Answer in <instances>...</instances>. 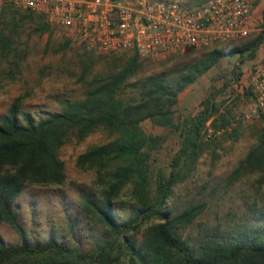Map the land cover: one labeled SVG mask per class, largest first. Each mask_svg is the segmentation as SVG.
Here are the masks:
<instances>
[{
    "label": "trees",
    "instance_id": "16d2710c",
    "mask_svg": "<svg viewBox=\"0 0 264 264\" xmlns=\"http://www.w3.org/2000/svg\"><path fill=\"white\" fill-rule=\"evenodd\" d=\"M204 1L188 0V4ZM25 20L35 33H51V24L43 15L5 8L0 12V67L9 55V63L18 67V50L6 32L7 22L16 26ZM243 39L229 48L204 47L200 56L179 67H168L174 58L159 72L140 74L150 57L140 58L135 52L97 53L79 45L77 81L85 87L82 98L62 101L61 110L35 118L21 108L30 93L17 95L0 116V225L8 223L21 241L5 244L0 238V264H264V221L229 238L211 230L192 244L184 231L203 212L204 204L177 213L167 208L175 186L191 176L203 154L215 150L219 142L215 133L234 141L244 131L231 110L220 111L213 97L181 122L173 116L181 91L223 56H235L240 62L253 57L264 42V30ZM70 44L65 38L60 49ZM13 67L5 70L11 79ZM244 93L252 96L250 88ZM146 119L179 132V146L170 158L168 172L151 169L150 160L161 137L144 130ZM96 131L107 139L89 145L77 155L75 164L94 172L95 195H80V207L104 235L87 249L53 238L29 241L15 210L23 187L63 185L67 176L61 148ZM255 139L226 178V186L252 176L264 182V129L256 132ZM119 200L125 202L122 208L127 204L124 217L113 210L118 209Z\"/></svg>",
    "mask_w": 264,
    "mask_h": 264
},
{
    "label": "rangeland",
    "instance_id": "374dc122",
    "mask_svg": "<svg viewBox=\"0 0 264 264\" xmlns=\"http://www.w3.org/2000/svg\"><path fill=\"white\" fill-rule=\"evenodd\" d=\"M29 22L19 21L16 26L7 22L10 25L6 32L18 50V67L9 63L12 55L5 58L0 67V75L5 76L0 81V116L10 107L14 98L24 92L30 93V96L24 99L21 108L35 118L61 110L62 101L80 99L84 95L85 87L77 81L80 71L78 58L81 55L79 46L71 43L62 50L60 47L65 38L59 29L51 25L50 34H38L32 30ZM251 24L253 30L244 37L245 40L264 30V0H253ZM241 41L217 45L229 48ZM203 50L206 49L189 48L174 55L150 57L145 60L138 74L159 72L174 58L168 67H179L200 56ZM263 56L264 42L253 57L243 62L235 56H223L178 95L173 113L175 122L195 115L204 107L203 101L213 97L220 104V111L230 109L235 121L244 129L234 141L216 132L215 137L219 142L215 150L200 157L194 172L183 183L175 186L168 201L167 208L173 213L193 204H204L203 212L184 231V236L192 244L211 230L229 238L240 231L248 232L264 221V182L258 183L252 176L230 187L225 183L237 162L245 157L256 142V132L264 129L262 118H245L253 96L244 93L253 65ZM11 67L14 68L13 79L5 75V70ZM142 127L147 133L161 137V144L150 160L153 173L158 168L168 172L170 158L179 146L178 130L156 124L150 119L144 120ZM208 132L211 130L208 129ZM106 139L102 131H96L79 143L73 140L63 145L60 158L64 161L67 176L63 185L26 184L23 187L15 201V210L29 241L53 238L87 249L104 235L101 226L87 218L80 207V195H95L92 183L94 172L79 169L75 161L77 155L89 145ZM120 200L116 202L118 209L113 210L118 216L124 217L127 204L122 208L121 204L125 202ZM0 238L5 244L21 241L15 230L5 222L0 225Z\"/></svg>",
    "mask_w": 264,
    "mask_h": 264
},
{
    "label": "built area",
    "instance_id": "2783aa9c",
    "mask_svg": "<svg viewBox=\"0 0 264 264\" xmlns=\"http://www.w3.org/2000/svg\"><path fill=\"white\" fill-rule=\"evenodd\" d=\"M253 0H0L43 15L75 45L97 53L164 56L244 38L253 30ZM247 88L253 99L245 118L264 120V56L253 65Z\"/></svg>",
    "mask_w": 264,
    "mask_h": 264
}]
</instances>
